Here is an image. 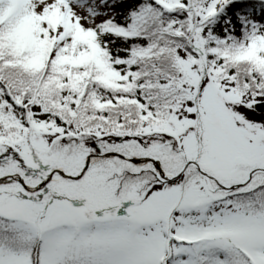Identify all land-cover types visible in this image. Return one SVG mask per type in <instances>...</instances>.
I'll return each mask as SVG.
<instances>
[{"label": "snow or ice", "instance_id": "obj_1", "mask_svg": "<svg viewBox=\"0 0 264 264\" xmlns=\"http://www.w3.org/2000/svg\"><path fill=\"white\" fill-rule=\"evenodd\" d=\"M0 264H264V0H0Z\"/></svg>", "mask_w": 264, "mask_h": 264}]
</instances>
